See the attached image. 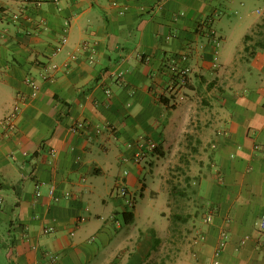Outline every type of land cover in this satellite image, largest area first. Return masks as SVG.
<instances>
[{"label": "crops", "instance_id": "obj_1", "mask_svg": "<svg viewBox=\"0 0 264 264\" xmlns=\"http://www.w3.org/2000/svg\"><path fill=\"white\" fill-rule=\"evenodd\" d=\"M255 2L262 18L219 62L237 24L227 17ZM263 20L264 0H0V121L21 106L15 128L0 127V264H264V49L252 32ZM185 132L204 166L178 155L187 230L140 231L139 197L153 205L149 184L169 180L156 152Z\"/></svg>", "mask_w": 264, "mask_h": 264}, {"label": "rangeland", "instance_id": "obj_2", "mask_svg": "<svg viewBox=\"0 0 264 264\" xmlns=\"http://www.w3.org/2000/svg\"><path fill=\"white\" fill-rule=\"evenodd\" d=\"M237 6H238L237 8H241V6H239V1L237 2ZM262 8L263 6H261L260 4L256 2L251 3L250 5H247V7L245 8L243 7L244 10H241V13L239 11V13L237 14L232 13L231 17H227L233 22L237 21L236 22L237 24L230 25L229 29L226 30L227 35H228V40L221 41L217 45L219 62L222 61V55L224 51L231 52L233 51V49L235 50V48L240 47L243 44V36L245 33L248 32L247 28L249 27L250 23L253 22V20L262 18L263 16ZM256 10H260V11L256 12L254 15L249 17V14ZM241 21H244V23ZM261 22L264 23V20ZM257 30H259V33H264V27H260ZM258 35L260 36L261 34H258ZM190 127H191L190 128L191 131L201 130V128L198 127L197 122H193L192 124H190ZM184 134H186V132ZM186 136L187 134L184 136L185 140L183 142V145H179V139H177V137L172 138L173 144L167 150L165 155L164 154L161 155L159 152H156V154H158L159 156H164V158L160 157V158L155 159L156 165L159 163V165H157L159 175L161 176L163 175L167 177L169 176V180L166 182L164 181V184H163L162 179L157 177L155 179V182H151L149 184L151 189L159 191V194H160L159 198L157 199L156 202H154L153 205H151V203L146 200L145 202L142 201V199L139 197L138 199L139 205H140L139 208L141 207L142 216L138 222L137 229L140 231H143L145 233L147 232L150 233L151 232L150 230H152L150 226L157 229L158 235L162 234L161 231H163V229L166 232L168 231L167 234L169 235L172 234V232L176 234L177 230H183L184 232L187 230V222L186 221L182 222L181 220L176 218V214L178 212H180L179 213L180 217L182 216L186 217V211H187L186 208H187V201H188L187 198H184L183 196L177 193H173V186L176 183H180L183 185L185 183L184 174L179 169H177V167L179 166L176 163L178 162V158H179L178 155L182 156L181 157L182 167L187 168L189 166L190 167L192 166L195 169V173H198L199 171H203L204 166L203 164L199 162V159H201L203 155L201 153H196L194 151V147L191 146L193 143H195V140L194 139L191 140L189 137H186ZM192 155H194L195 161H193V163H187V161L191 159ZM208 168L209 167H206V169ZM212 172H215L214 169ZM145 176L149 178L150 174L146 172ZM157 176H158V173H157ZM164 187H167L169 191H171L170 195L168 194L169 193L168 190H165ZM163 211H166L170 219L164 220L162 218L163 216L161 213ZM199 218L200 217H198V219ZM177 220L181 221L179 222L178 225L180 226L178 227L176 226ZM170 246H171L170 243H167V247H170ZM165 253H169V251L165 250L164 254Z\"/></svg>", "mask_w": 264, "mask_h": 264}, {"label": "built area", "instance_id": "obj_3", "mask_svg": "<svg viewBox=\"0 0 264 264\" xmlns=\"http://www.w3.org/2000/svg\"><path fill=\"white\" fill-rule=\"evenodd\" d=\"M15 17L17 18L18 14H15ZM212 33L214 35L215 31L212 30ZM216 42H218V41H216ZM116 73L119 76H123V74H124L123 71H119ZM189 75H190V68L189 67H183L182 70L179 72L177 81H174L172 83L171 89H172L173 94L171 95V104L173 106H178L185 99V95L183 93H181L180 90H178V89H179V87L185 86L188 83ZM30 84L35 89V93H34V95H35L39 89V86L35 81H31ZM107 92L110 93V90H108ZM20 111H21V106H20V104L17 103L15 105L14 109L3 120L0 121V127H2L7 132L12 131L15 128V121H16L18 115L20 114ZM82 128H85V124L83 122H79L75 126H73L72 130L74 132H79V130ZM149 149L154 151L157 149V145L154 142H152L149 144ZM125 175L128 176L129 171H126ZM124 180L125 179L123 178L122 181L124 182ZM120 190H121V193L126 198V204L129 207V209H131V210L134 209V206L136 205V202H137V196H135L134 194H132L129 191V189L125 183H122L120 185ZM50 193L55 200H59V196H57L55 193V187L51 188ZM38 195L39 196L41 195L40 191H38ZM210 220H211V217H209L208 221H210ZM117 224L119 226H121L122 223H121V221H119V222H117ZM49 230L50 229H47L46 231H49ZM226 240H227V234L225 232H223L222 237H221L220 247H224L226 245Z\"/></svg>", "mask_w": 264, "mask_h": 264}, {"label": "trees", "instance_id": "obj_4", "mask_svg": "<svg viewBox=\"0 0 264 264\" xmlns=\"http://www.w3.org/2000/svg\"><path fill=\"white\" fill-rule=\"evenodd\" d=\"M260 27H264V23L256 24L255 27L252 30L253 34L254 33H259V30H257V29L260 28ZM260 36L261 37L256 40V43L254 45V48L256 50H258L260 48L264 49V33H261ZM255 39L256 38L252 34H247L245 36V43H248L249 41H255ZM248 49H249V47L246 46V50H248ZM157 150L158 149H156L155 151H157ZM178 188H179L178 185H174L173 186V192L177 191ZM124 216H125L126 223H131V222L134 221V212L133 211L127 212Z\"/></svg>", "mask_w": 264, "mask_h": 264}]
</instances>
